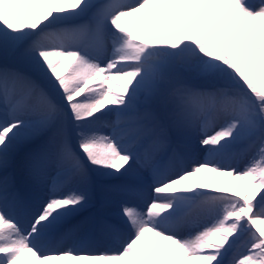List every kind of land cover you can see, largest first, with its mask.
<instances>
[{
	"label": "snow or ice",
	"instance_id": "obj_1",
	"mask_svg": "<svg viewBox=\"0 0 264 264\" xmlns=\"http://www.w3.org/2000/svg\"><path fill=\"white\" fill-rule=\"evenodd\" d=\"M17 158L0 264H264V0H0Z\"/></svg>",
	"mask_w": 264,
	"mask_h": 264
},
{
	"label": "rangeland",
	"instance_id": "obj_2",
	"mask_svg": "<svg viewBox=\"0 0 264 264\" xmlns=\"http://www.w3.org/2000/svg\"><path fill=\"white\" fill-rule=\"evenodd\" d=\"M114 90H116V91H119V89H114ZM18 161V160H17ZM22 166V165H21ZM105 181H110L109 183L110 184H113L114 183V181H115V179H113V178H103V180L101 181V183L102 182H105ZM225 185L226 186H228V187H230L232 184H231V181L229 180V182H226L225 183ZM234 188V187H233ZM230 189H232V188H230ZM100 195V194H99ZM98 200V199H97ZM100 200V199H99ZM114 201H116V197H115V195L113 194V195H111V196H109L108 197V199H107V201H105V200H101V203H102V205H105L104 206V210H99V211H103V212H105V213H109L108 211H110V209H112L110 206V204H113V203H115ZM94 202H96V201H94ZM99 205H100V202H99V204H98V207H99ZM94 206V205H93ZM98 207L97 208H95V209H92L93 207H91L90 209H88L87 211H91V213H95V212H97L98 211ZM106 207V208H105Z\"/></svg>",
	"mask_w": 264,
	"mask_h": 264
},
{
	"label": "bare ground",
	"instance_id": "obj_3",
	"mask_svg": "<svg viewBox=\"0 0 264 264\" xmlns=\"http://www.w3.org/2000/svg\"><path fill=\"white\" fill-rule=\"evenodd\" d=\"M237 167L240 166V164H237L236 165ZM20 170L22 171V167L20 166ZM207 175H211V174H207ZM231 178V177H230ZM100 179H103V178H100ZM223 181H226L229 179V177H223L221 178ZM232 179V178H231ZM233 180V179H232ZM119 183V181H116ZM234 182L236 183V185L234 186L233 190L235 191H240L241 193H243V191L245 190L244 187H243V182L242 181H239V180H234ZM106 184H109V182H105ZM242 188V189H241ZM88 214V213H86ZM147 235V234H146ZM104 247V246H103ZM193 264H196V262L194 261Z\"/></svg>",
	"mask_w": 264,
	"mask_h": 264
}]
</instances>
